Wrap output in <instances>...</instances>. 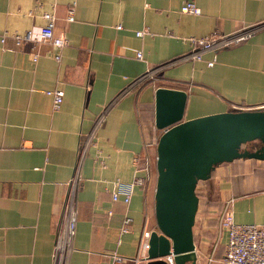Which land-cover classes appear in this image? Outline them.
Returning <instances> with one entry per match:
<instances>
[{"label":"crops","instance_id":"1","mask_svg":"<svg viewBox=\"0 0 264 264\" xmlns=\"http://www.w3.org/2000/svg\"><path fill=\"white\" fill-rule=\"evenodd\" d=\"M71 1L73 18L66 21ZM185 1H192L199 13L179 12ZM44 13L54 15L52 32L65 44L58 49L46 41L16 45L10 34L43 26ZM263 18L264 0H0V264H53L79 138L130 80L185 52L188 37L214 30L231 33ZM143 29L147 32L135 36ZM135 50L141 59L134 58ZM156 87L184 91L182 120L264 110V28L239 44L206 52L200 60L169 66L114 102L82 159L74 233L68 255V240L59 238L57 264H145L140 234L156 228L155 176L149 167L161 133L153 125ZM53 89L61 93L56 110L45 93ZM259 106L263 109H250ZM246 145L241 149L253 150ZM145 159L148 181L133 187L127 203L120 195L111 201L112 182L146 177ZM236 160L242 161L239 169L232 164ZM261 169L264 160L247 158L214 167L211 177L219 183L220 202L233 222L264 224ZM195 195L193 264H221L225 233L217 234L210 205ZM125 217L127 230L121 232ZM112 255L123 259L117 262Z\"/></svg>","mask_w":264,"mask_h":264},{"label":"water","instance_id":"2","mask_svg":"<svg viewBox=\"0 0 264 264\" xmlns=\"http://www.w3.org/2000/svg\"><path fill=\"white\" fill-rule=\"evenodd\" d=\"M185 93L156 87L153 125L161 133L155 145L153 192L155 230L147 239L145 264H193L191 226L197 204L194 186L212 165L236 158L264 160V110L226 111L182 120ZM257 141L253 150L241 145Z\"/></svg>","mask_w":264,"mask_h":264},{"label":"built area","instance_id":"3","mask_svg":"<svg viewBox=\"0 0 264 264\" xmlns=\"http://www.w3.org/2000/svg\"><path fill=\"white\" fill-rule=\"evenodd\" d=\"M75 2L71 1L66 5L64 19L71 21L73 18ZM179 12L184 14L197 15L199 13L198 7L192 1H185L181 4ZM43 17L46 23L36 29L30 28L24 30L22 33H11L10 37L17 45L22 42H35L46 41L53 48L58 49L65 44V39L62 36L54 35L52 32L54 15L51 13H44ZM264 28V18L260 22L241 27L231 33L223 34L218 31H212L210 34L204 37H188L186 41L188 43V49L173 58L166 60L156 66L148 68L144 73L138 77L130 80L126 86L117 94V96L107 102L101 110L95 115L90 128L87 132L81 134L76 149V158L73 165L71 175L66 183V193L62 210L60 214V220L57 225L55 243L53 248V264H57V250L59 238L66 237L68 242V250L70 247V241L74 233L75 227V196L76 191L80 186V174L79 168L82 159L87 153V149L93 145L97 130L104 122L106 112L110 109L114 102L123 94L138 89L144 83L154 80L157 74L163 69L174 66L184 61H196L200 60L202 55L206 52H215L217 50L230 47L239 44L248 38H250L257 30ZM147 30L135 31V36H141L146 33ZM4 34L0 36V42L3 41ZM31 37V39H30ZM135 59H141V52L135 50L133 54ZM53 59H58V54L53 55ZM32 60H35L32 56ZM214 58L212 57L206 62L208 66L212 65ZM46 94L51 97V107L56 110L61 101V93L59 90H47ZM250 109H263V106L250 108ZM144 169L146 177L135 176L130 182L123 183L119 181L112 182V189L109 191L111 201H116L118 196H121L123 203L129 201L130 194L134 186H143L148 181V161H144ZM110 211H107L109 214ZM129 222V218L125 217L122 221L121 232H126V226ZM218 229L225 233V243L223 252L219 259L221 264H264V224H239L232 220L231 212L227 207H223L218 219ZM150 231L145 229L141 231L139 239V248L142 254H145L147 250V239ZM66 255V256H67ZM67 259V257H66ZM112 259L119 262L123 258L120 256L112 255ZM164 260L167 264H172V257L170 254L164 256Z\"/></svg>","mask_w":264,"mask_h":264},{"label":"rangeland","instance_id":"4","mask_svg":"<svg viewBox=\"0 0 264 264\" xmlns=\"http://www.w3.org/2000/svg\"><path fill=\"white\" fill-rule=\"evenodd\" d=\"M247 145H246L247 147L250 146L249 144H247ZM241 147L244 148L245 146L241 145ZM227 162H229V161H227ZM238 162H242V161L236 160V161H233L232 164H235V163L238 164ZM150 163L151 164H149V167L151 168L150 169L151 174H152V176L156 177L155 160H153V162H150ZM217 164H219V163H217ZM217 164L212 165V167L210 168L209 173L207 174V177L205 179L200 180V181L195 183L196 184L195 192L197 193V195H199V199H201V201L204 202V204H206L207 206L210 205L209 207H211V208L208 209L209 212L211 213V217H210L211 219L210 220L212 222L214 221V223L216 224V231L218 234V230H219L218 229V219H219V216H220V213L222 211L223 206L220 202V196H219L220 188L218 186L219 183L217 184L216 179L214 177H211V174L213 172L215 173V171H213V169ZM237 166H238L237 169H239L243 166V164L242 165L238 164ZM222 167H224V166H222ZM238 171H240L241 173L244 172L241 170H238ZM259 174L261 175V177L262 176L264 177V169H261L259 171ZM195 192H194V195L196 194ZM202 202H200V203H202ZM200 208L198 209V211H200ZM195 210H196V207H195ZM198 211H196V212H198ZM198 214H200V212Z\"/></svg>","mask_w":264,"mask_h":264},{"label":"trees","instance_id":"5","mask_svg":"<svg viewBox=\"0 0 264 264\" xmlns=\"http://www.w3.org/2000/svg\"><path fill=\"white\" fill-rule=\"evenodd\" d=\"M246 144H249L251 147H257L258 146V142L257 141H251V142H248ZM249 160H253V159H249ZM200 180H197L196 182H198Z\"/></svg>","mask_w":264,"mask_h":264},{"label":"flooded vegetation","instance_id":"6","mask_svg":"<svg viewBox=\"0 0 264 264\" xmlns=\"http://www.w3.org/2000/svg\"><path fill=\"white\" fill-rule=\"evenodd\" d=\"M254 148H256V147H251V146H249V149H254Z\"/></svg>","mask_w":264,"mask_h":264},{"label":"bare ground","instance_id":"7","mask_svg":"<svg viewBox=\"0 0 264 264\" xmlns=\"http://www.w3.org/2000/svg\"><path fill=\"white\" fill-rule=\"evenodd\" d=\"M64 238H66V237H64ZM67 239V238H66Z\"/></svg>","mask_w":264,"mask_h":264},{"label":"clouds","instance_id":"8","mask_svg":"<svg viewBox=\"0 0 264 264\" xmlns=\"http://www.w3.org/2000/svg\"><path fill=\"white\" fill-rule=\"evenodd\" d=\"M30 39H31V37H30Z\"/></svg>","mask_w":264,"mask_h":264}]
</instances>
